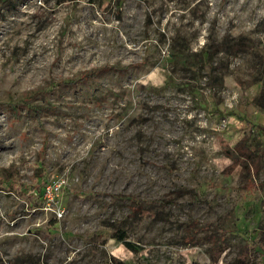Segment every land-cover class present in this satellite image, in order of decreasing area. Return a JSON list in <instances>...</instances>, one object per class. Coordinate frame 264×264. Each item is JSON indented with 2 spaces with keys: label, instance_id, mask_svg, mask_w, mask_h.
<instances>
[{
  "label": "rangeland",
  "instance_id": "374dc122",
  "mask_svg": "<svg viewBox=\"0 0 264 264\" xmlns=\"http://www.w3.org/2000/svg\"><path fill=\"white\" fill-rule=\"evenodd\" d=\"M259 244L264 0H0V264H234Z\"/></svg>",
  "mask_w": 264,
  "mask_h": 264
},
{
  "label": "trees",
  "instance_id": "16d2710c",
  "mask_svg": "<svg viewBox=\"0 0 264 264\" xmlns=\"http://www.w3.org/2000/svg\"><path fill=\"white\" fill-rule=\"evenodd\" d=\"M98 73L99 71L85 73L80 81L87 82L90 79H94L98 75ZM114 238L117 240V242L121 243L126 249L132 252H137L139 250L138 245L126 240V234L120 228H117L115 230ZM244 254V258H242L241 260L237 259L234 264H264V246L259 244L257 245V247H255L254 245L253 247L248 248Z\"/></svg>",
  "mask_w": 264,
  "mask_h": 264
},
{
  "label": "built area",
  "instance_id": "2783aa9c",
  "mask_svg": "<svg viewBox=\"0 0 264 264\" xmlns=\"http://www.w3.org/2000/svg\"><path fill=\"white\" fill-rule=\"evenodd\" d=\"M61 185L55 182L45 184L41 189V197L44 201L51 202L59 194Z\"/></svg>",
  "mask_w": 264,
  "mask_h": 264
}]
</instances>
